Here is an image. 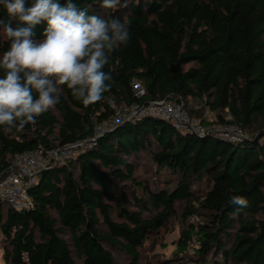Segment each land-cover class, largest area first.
Returning a JSON list of instances; mask_svg holds the SVG:
<instances>
[{
  "label": "trees",
  "instance_id": "obj_1",
  "mask_svg": "<svg viewBox=\"0 0 264 264\" xmlns=\"http://www.w3.org/2000/svg\"><path fill=\"white\" fill-rule=\"evenodd\" d=\"M76 3L127 21L130 39L110 54L100 100L85 106L62 87L59 103L35 124L0 127V177L23 152L91 142L38 173L28 191L32 207L15 210L0 198L4 262L116 264L117 253L142 264L150 236L176 220L183 224L175 242L180 264H264V0ZM6 48L0 36V52ZM134 81L143 94L135 95ZM159 99L181 103L203 123L214 113L246 138L183 133L153 116L98 133L114 112L110 101ZM142 153L171 179H140ZM233 196L247 207L229 203Z\"/></svg>",
  "mask_w": 264,
  "mask_h": 264
},
{
  "label": "clouds",
  "instance_id": "obj_2",
  "mask_svg": "<svg viewBox=\"0 0 264 264\" xmlns=\"http://www.w3.org/2000/svg\"><path fill=\"white\" fill-rule=\"evenodd\" d=\"M116 0H103L113 6ZM0 127L23 130L60 101L66 87L83 105L101 99L110 54L130 39L129 23L89 14L76 0H0ZM37 26H43L37 36ZM229 203L247 207L233 196Z\"/></svg>",
  "mask_w": 264,
  "mask_h": 264
},
{
  "label": "built area",
  "instance_id": "obj_3",
  "mask_svg": "<svg viewBox=\"0 0 264 264\" xmlns=\"http://www.w3.org/2000/svg\"><path fill=\"white\" fill-rule=\"evenodd\" d=\"M133 84L135 95L143 94L140 84L136 81ZM110 104L114 112L108 121L97 127L98 133L125 122L153 116L169 121L183 133H195L199 136L211 134L234 143L242 142L246 138L245 132L240 127L231 123H218L214 119L207 120L210 123H203L200 118L189 116L183 105L175 101L159 99L147 104H122L116 107L112 101ZM261 142L264 145V138ZM89 145L91 142H82L51 150L38 148L19 154L9 170L0 177V198L15 210L32 207L33 201L28 191L35 183L38 173L52 164L74 157L80 149Z\"/></svg>",
  "mask_w": 264,
  "mask_h": 264
},
{
  "label": "rangeland",
  "instance_id": "obj_4",
  "mask_svg": "<svg viewBox=\"0 0 264 264\" xmlns=\"http://www.w3.org/2000/svg\"><path fill=\"white\" fill-rule=\"evenodd\" d=\"M213 118L215 119L214 113L211 115V119ZM135 173L140 179H146L153 185L163 183V179H171V176L166 172L157 170L146 153H142L137 158ZM182 225L181 222L171 220L165 227L151 235L148 242H146V248L142 251V264H180L181 262L174 260V257L176 252L175 242L179 238ZM189 251L191 252V248H189ZM115 261L116 264H127V261L121 254L115 253ZM77 262V264H81L79 260ZM0 264H6L2 257L1 242Z\"/></svg>",
  "mask_w": 264,
  "mask_h": 264
},
{
  "label": "crops",
  "instance_id": "obj_5",
  "mask_svg": "<svg viewBox=\"0 0 264 264\" xmlns=\"http://www.w3.org/2000/svg\"><path fill=\"white\" fill-rule=\"evenodd\" d=\"M211 115H212V113L211 112H206L205 114H204V117H206V121L207 120H209V121H211V120H213V119H211ZM209 121H207V122H209Z\"/></svg>",
  "mask_w": 264,
  "mask_h": 264
}]
</instances>
